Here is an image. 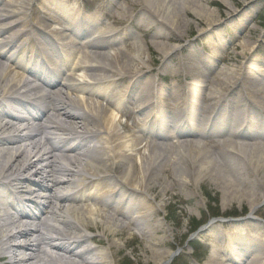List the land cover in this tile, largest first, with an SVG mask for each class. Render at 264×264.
Returning a JSON list of instances; mask_svg holds the SVG:
<instances>
[{
  "label": "bare ground",
  "instance_id": "6f19581e",
  "mask_svg": "<svg viewBox=\"0 0 264 264\" xmlns=\"http://www.w3.org/2000/svg\"><path fill=\"white\" fill-rule=\"evenodd\" d=\"M39 2L7 0L0 7V38H5L0 42V261L4 264H121L118 260L122 253L117 242L127 245L128 242L121 240L124 230L130 232L136 223L145 222L139 228L141 235L151 242L155 233L149 220L161 208L152 206L148 196L154 172H167L170 165L180 166L189 159L193 164L192 174L198 180L217 167V161L206 153L207 145L216 143L198 140L215 121L231 122L229 136L219 144L228 153L231 171L239 177L243 164L252 167L253 172L264 169V145L255 142L264 137V130L255 128L256 135L250 136L254 143L237 141V138L250 139L244 126L259 124V119L251 118L255 112L264 115V84L257 76H263L264 63L259 68L245 65L240 68L241 73L225 67L206 93L203 86L195 83L191 85L202 87L201 93L192 86L182 93L176 89L178 92L173 91L170 98L178 107L181 96L180 115L176 109L171 116L166 114L167 105L160 98L158 101L150 86L147 89L146 82L138 91L134 84L127 101L134 93L149 96L148 101L138 105V112L143 109L147 118L150 107H156V111L138 130L141 136L127 135L120 131L118 123L126 96V88L123 94L116 89L118 77L129 75L138 79L141 71L134 63L146 65L143 58L148 49L136 40L130 44L132 50L124 46L125 51L116 48L113 53L109 49L119 44L120 38L116 32L112 33L111 23L103 29L97 15L94 24L86 26L92 31L82 30L84 25L77 30L79 10L64 0L48 2L54 6L48 8L52 12L48 18L28 21V11ZM149 7L163 24L175 28L177 16L171 14L170 10H174L169 1L162 0ZM119 8V14L124 16L125 8L123 5ZM199 9L200 6H194L191 13L201 12ZM16 31L21 32L28 48L37 47V37L45 40L56 53V59L51 60L47 51L36 50L38 56L30 66L28 61L22 63L10 48ZM82 32L84 39L79 41ZM156 45L163 57L178 51L174 45ZM33 49L28 50L30 54ZM50 67L58 68L57 74H63L61 81L59 76L55 80L46 77L52 74ZM58 85L61 91L53 89ZM205 100L210 103L205 109L210 115L195 119L194 107ZM32 102L37 107L33 125L23 134L9 135L10 123L1 118L21 120L11 105L32 107ZM161 128L163 132L173 131V138L185 135L198 139L161 145L151 140L161 136ZM4 179L8 182H3ZM175 181L184 183L185 179L178 175ZM261 183L264 184V178ZM225 184L233 186L230 182ZM19 194L28 197L20 199ZM256 201L252 195L248 197L247 204L252 210L259 205ZM12 210H17L16 218ZM158 225L162 226L163 221ZM6 227L10 233L4 236ZM242 230L236 235L240 236ZM255 236L254 240L261 237ZM239 240H234L238 249L246 244L245 240ZM150 251L158 264L164 255L169 256L168 253L157 255L152 248ZM251 251L245 250L247 256ZM212 252L216 260L211 258L210 264H225L223 250ZM236 254L241 257L238 260L241 263L242 249ZM251 260L250 264H264L262 250Z\"/></svg>",
  "mask_w": 264,
  "mask_h": 264
},
{
  "label": "rangeland",
  "instance_id": "374dc122",
  "mask_svg": "<svg viewBox=\"0 0 264 264\" xmlns=\"http://www.w3.org/2000/svg\"><path fill=\"white\" fill-rule=\"evenodd\" d=\"M161 1L150 0L149 3H144L143 0H79L82 10L79 19L84 20L85 31L88 32L89 26H86L93 23V17L97 13L103 15L101 24L111 23L112 33L116 32V36L120 38V43L109 49L113 53L116 48L125 51L124 46L132 50L130 44L136 40L148 49L146 57L143 58L146 65L134 63L141 71L138 79L127 77L129 75L118 77L120 79L116 89L123 94V89L126 88L120 111L123 116H131L130 120L127 117L124 128L120 126V131L127 135L137 132L138 128L144 125L136 123L142 121L144 115L130 114V111L149 100V96L134 93L127 101V95L134 84L138 91L139 88L145 87L146 82L147 89L149 90L150 86V92L155 93L158 101L161 99L160 102L167 105L166 114L171 116V112L176 109L180 115L181 96L177 107L176 101L170 98L173 91L179 90V93H182L187 86H192L201 93L202 87L191 85L195 83L203 86V93H206V90L212 88L215 77L223 72L225 67L239 71L245 65L258 67V64L264 63V0H224V3L220 0H167L174 10H170L171 14L177 16L175 28L163 24L164 22L153 15L149 5H156ZM5 3L7 0H0V7ZM38 4L31 12L28 11L27 20L34 22L43 16L48 17L49 14L37 13L41 3ZM122 5L127 12L124 16L118 11ZM194 6H200L199 11H202L191 13ZM36 13L38 15L35 17ZM154 43L174 45L178 51L172 56L163 57ZM198 61L202 62L207 72L199 68ZM57 72L55 69L52 71L53 76L46 77L55 80L59 76L61 81L63 74ZM241 72L240 70L238 73ZM194 76L197 77L196 80L192 79ZM59 87L58 85L53 89L61 91ZM208 103V100H205L198 107H194L197 118L210 113L205 110ZM256 114L258 115V112H255V118L258 117ZM122 122L123 120H120V123ZM70 123L75 124L73 121ZM228 125L217 124L207 135L198 136L203 137L209 144L212 141L220 142L229 136ZM160 134L157 140L167 144L169 138H164V132ZM194 138L198 137L190 140ZM237 141L254 143L251 138H237ZM260 141L264 145V137L255 142ZM206 153L211 154L218 165L210 175L198 180L196 175L192 174L193 164L189 159L180 166L170 165L166 168L167 172H154L148 196L152 206L161 208L149 220L155 233L151 242L141 235L139 228H142L145 222L136 223L130 232L124 230L121 240L128 242L127 245H123L121 241L117 242L122 253L118 260L121 264H158L157 259L151 257L150 248L157 255L169 254L167 258L164 255L160 264H210L211 258L215 259L212 250L219 251L221 242H225L224 246L235 247L228 240L236 231L239 234L241 227L245 229L242 230L243 237L251 236L249 240H252L246 243L248 248V244L252 245L249 249H253L243 264L252 263V256L257 255L259 250H262L264 255V184L261 183L264 169L253 172L252 167L243 164L244 169L238 177V174L230 169L228 153L218 144L207 145ZM178 175L184 177V183L175 181ZM227 177L238 180L228 178L227 181ZM226 182L233 186L227 187ZM27 185L26 183L25 186ZM225 188L227 192L224 191ZM54 191L55 188H52V192ZM250 195L257 198L256 202L259 204L254 211L247 204ZM21 197L25 198L27 195ZM161 221L162 226L158 225ZM256 234L261 236L260 239L254 240ZM191 246H196V250H191ZM0 264L4 262L0 261Z\"/></svg>",
  "mask_w": 264,
  "mask_h": 264
}]
</instances>
